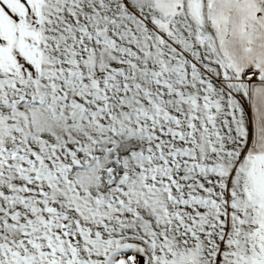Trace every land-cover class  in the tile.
Instances as JSON below:
<instances>
[{"label": "snow or ice", "instance_id": "snow-or-ice-1", "mask_svg": "<svg viewBox=\"0 0 264 264\" xmlns=\"http://www.w3.org/2000/svg\"><path fill=\"white\" fill-rule=\"evenodd\" d=\"M0 264H264V0H0Z\"/></svg>", "mask_w": 264, "mask_h": 264}]
</instances>
